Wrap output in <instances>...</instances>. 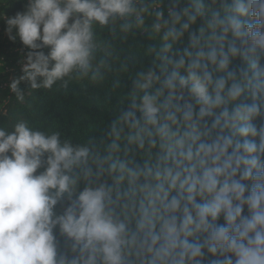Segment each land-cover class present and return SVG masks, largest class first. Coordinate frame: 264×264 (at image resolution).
<instances>
[{
	"label": "clouds",
	"instance_id": "9594fccd",
	"mask_svg": "<svg viewBox=\"0 0 264 264\" xmlns=\"http://www.w3.org/2000/svg\"><path fill=\"white\" fill-rule=\"evenodd\" d=\"M0 19L27 50L18 102L121 94L77 134L0 123V264H264V0H27Z\"/></svg>",
	"mask_w": 264,
	"mask_h": 264
},
{
	"label": "trees",
	"instance_id": "16d2710c",
	"mask_svg": "<svg viewBox=\"0 0 264 264\" xmlns=\"http://www.w3.org/2000/svg\"><path fill=\"white\" fill-rule=\"evenodd\" d=\"M26 7L27 0H7L0 6V12H5L6 17H13ZM137 46L135 41L129 39V48L135 49ZM24 51L27 50L18 39L14 41L10 38L6 20L0 19V123L10 126L24 118L44 125L60 124L63 131L72 135L84 132L91 124L107 125L116 117L118 112L109 111L108 105L113 108L119 105L121 94H112L108 84L89 87L86 92L76 87L68 95L40 91L27 95L23 103L18 102L10 90V84L23 74L21 54ZM142 64L146 65L147 60H142ZM20 87L27 94L28 86L21 83ZM130 89L131 81L125 80L123 93L126 94ZM223 222L221 218L220 223Z\"/></svg>",
	"mask_w": 264,
	"mask_h": 264
}]
</instances>
